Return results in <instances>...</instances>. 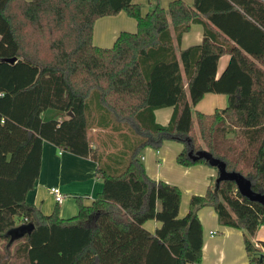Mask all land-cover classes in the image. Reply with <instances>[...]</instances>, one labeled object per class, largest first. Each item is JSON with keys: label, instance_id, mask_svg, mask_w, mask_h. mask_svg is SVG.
I'll return each instance as SVG.
<instances>
[{"label": "trees", "instance_id": "obj_1", "mask_svg": "<svg viewBox=\"0 0 264 264\" xmlns=\"http://www.w3.org/2000/svg\"><path fill=\"white\" fill-rule=\"evenodd\" d=\"M121 11L137 30L122 31L112 47L96 45V20ZM193 23L203 25L204 38L178 54ZM207 93L226 94L228 104L194 112ZM94 99L140 135L115 173L103 167L89 135ZM171 106L170 122H157L155 110ZM48 108L65 117L45 120ZM168 140L183 144L179 164H209L188 155L207 149L264 193V0H170L168 8L157 0L147 13L133 0H0V264L201 263L197 211L205 205L222 224L243 228L251 264H264V241L254 240L264 204L234 180L221 181L218 191L214 181L180 216V187L153 179L140 158L145 147L159 150ZM44 141L98 162L103 190L92 204L76 195L74 217L62 218L58 206L46 214L27 200ZM150 219L162 222L155 232L145 227ZM29 222L32 233L9 244L6 233Z\"/></svg>", "mask_w": 264, "mask_h": 264}, {"label": "crops", "instance_id": "obj_2", "mask_svg": "<svg viewBox=\"0 0 264 264\" xmlns=\"http://www.w3.org/2000/svg\"><path fill=\"white\" fill-rule=\"evenodd\" d=\"M133 1L141 5L140 2ZM167 1L169 4L170 0ZM185 1L189 4L194 2V0ZM137 26V20L125 11L100 17L94 25L93 41L102 47H112L122 31H136ZM203 38V25L193 23L191 29L182 37L180 47L177 48L178 54L184 48L201 43ZM229 60V54L220 58L219 75ZM227 104L226 94L207 93L193 111L213 113ZM173 111L172 106L156 109L157 122L163 125L168 124ZM64 117V113L57 111L50 119ZM88 119L92 145L99 151L101 162H105L107 166L115 170L124 167L129 161L133 148L139 142L140 135L130 124L119 122L112 113L101 107L96 99L89 108ZM164 143L159 150L151 146L145 147L140 153V158L153 179H162L180 187L182 191L180 216H184L189 211L191 197L205 195L217 178L218 170L205 163L183 166L178 162L183 144L172 140ZM97 168L98 162L93 158L61 150L56 144L44 141L40 175L35 188L29 192L27 200L40 207L46 214L52 213L55 202L54 207H59L62 218L74 217L79 211L76 195L81 196L84 203L92 204L97 194L103 190V181ZM53 186L61 188L66 195L62 203H58L50 192ZM197 214L203 226V255L201 263L189 264H251L245 245L246 231L243 228L222 224L217 210L212 205L199 208ZM161 225L162 222L155 219L145 223V227L153 232ZM254 240L264 241V224L258 229Z\"/></svg>", "mask_w": 264, "mask_h": 264}, {"label": "water", "instance_id": "obj_3", "mask_svg": "<svg viewBox=\"0 0 264 264\" xmlns=\"http://www.w3.org/2000/svg\"><path fill=\"white\" fill-rule=\"evenodd\" d=\"M16 58H11L10 61H15ZM72 115V112H69ZM188 155L193 159H206L211 166H214L218 170V175L215 180V190L218 191L220 187V183L223 180H234L237 183V187L240 192L249 198L252 201H257L264 204V193L257 192L252 187V182L250 179L245 177L243 174L236 171H228L226 168V163L220 158L215 157L209 150L207 149H199L194 151L193 149L189 150ZM35 228V224L33 222L23 223L19 226H16L10 229L6 235L10 236L9 244H11L15 239L21 238L24 235H30ZM263 253L260 254L261 259L263 258Z\"/></svg>", "mask_w": 264, "mask_h": 264}, {"label": "rangeland", "instance_id": "obj_4", "mask_svg": "<svg viewBox=\"0 0 264 264\" xmlns=\"http://www.w3.org/2000/svg\"><path fill=\"white\" fill-rule=\"evenodd\" d=\"M136 1H138V2H140L141 3V9H142V12L144 13V12H146L147 10H151V9H153V7L155 6V4H156V1L157 0H136ZM159 1V3H160V5L161 6H164V8H168V1L167 0H158ZM91 103V102H90ZM93 105V104H92ZM58 110L57 109H55V108H48V109H46L44 112H43V117L45 118V119H50L51 117H53L54 115H55V113L57 112ZM163 144H165V143H163ZM162 147H163V145L161 146V148L160 149H162ZM155 149V148H154ZM157 150V149H156ZM209 165V164H208ZM211 166V165H210ZM103 167L105 168V169H107L108 171H110V172H112V173H115V172H117L118 170H115V169H112V168H110L109 166H107L106 164H105V162L103 163ZM214 167V166H213ZM216 168V167H215ZM216 180V179H215ZM54 205H55V202H54ZM54 205L52 206L53 208H55L54 207ZM54 210V209H53ZM4 242V240H1L0 241V246H1V244Z\"/></svg>", "mask_w": 264, "mask_h": 264}, {"label": "built area", "instance_id": "obj_5", "mask_svg": "<svg viewBox=\"0 0 264 264\" xmlns=\"http://www.w3.org/2000/svg\"><path fill=\"white\" fill-rule=\"evenodd\" d=\"M50 192L54 195V197L58 203H62L66 198V195L61 190V188H59L58 186L51 187Z\"/></svg>", "mask_w": 264, "mask_h": 264}]
</instances>
